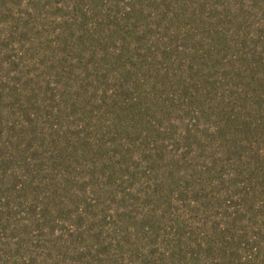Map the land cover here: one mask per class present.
Returning <instances> with one entry per match:
<instances>
[{"label": "trees", "instance_id": "obj_1", "mask_svg": "<svg viewBox=\"0 0 264 264\" xmlns=\"http://www.w3.org/2000/svg\"><path fill=\"white\" fill-rule=\"evenodd\" d=\"M0 264H264V0H0Z\"/></svg>", "mask_w": 264, "mask_h": 264}]
</instances>
